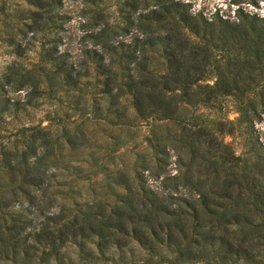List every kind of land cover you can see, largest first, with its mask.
I'll return each instance as SVG.
<instances>
[{
  "label": "trees",
  "instance_id": "trees-1",
  "mask_svg": "<svg viewBox=\"0 0 264 264\" xmlns=\"http://www.w3.org/2000/svg\"><path fill=\"white\" fill-rule=\"evenodd\" d=\"M63 1L0 0L15 55L0 72V264H264V162L204 112L230 99L237 122L264 114V16L247 10L264 0H230L233 16L120 0L113 24L96 8L79 54L61 49ZM46 101V126L10 128ZM102 123L110 145L92 141ZM93 180L76 200L73 184Z\"/></svg>",
  "mask_w": 264,
  "mask_h": 264
},
{
  "label": "rangeland",
  "instance_id": "rangeland-1",
  "mask_svg": "<svg viewBox=\"0 0 264 264\" xmlns=\"http://www.w3.org/2000/svg\"><path fill=\"white\" fill-rule=\"evenodd\" d=\"M13 4H21L23 0H9ZM99 1V0H97ZM120 0H102L100 3L93 5L86 3L85 0H64L61 8V14L64 19L63 22L58 25L60 27L57 29V35L62 40V48H68L73 52V54H79L84 48H90L92 42L89 38H86L88 34L94 33L99 25L94 24L93 16L94 11L101 8L104 9V21H109L113 24L117 21V10L119 7ZM192 3V10L194 12H200L206 16H210L216 12L223 16H233L236 6L230 4V0H190ZM247 7V6H245ZM97 8V9H96ZM247 10L251 13H257L259 16H264V1L259 2V8L247 7ZM39 41L41 39L39 38ZM39 42H35V45L31 47V52H29L26 57V62L36 61L35 49L37 48ZM13 60H15V55L10 48L0 43V72ZM92 88H88L87 92H93ZM24 94H21L23 96ZM63 103L60 105L61 114L69 112V99L66 96L62 97ZM54 105L50 102L42 103L37 109L29 111L28 115L21 116L17 121L10 123V128H17V126H35L36 124L42 122V126H46L45 116L47 112L52 110ZM209 119L223 121L229 124L226 126V130L232 128L231 135H225L224 141L233 149L236 155H251L261 156L262 162H264V114L258 119H253L250 124H243L242 122H237L236 120L240 117L239 113L236 112L235 105L232 100L228 99L222 102V110H206L204 111ZM253 118V117H252ZM9 126V125H8ZM96 130L92 133V141H100L103 146L110 145L108 140V134L112 132L106 124L102 123L101 126H97ZM99 129H103L99 131ZM145 130H141L136 136L133 142L129 143V139H123L124 145L120 151L121 158L117 159V163H120V159L125 160L129 154L126 152L128 147L138 144L139 148L144 146L143 141L145 140ZM110 148V147H109ZM99 156H108V152L104 151L100 153ZM111 156V154L109 155ZM106 160V159H103ZM175 158H171L170 164L166 165V172L171 175L176 174ZM73 189L77 190L75 194L73 191L72 195L76 200H82L88 198L90 193L97 189L98 185L95 184V180L92 183L77 182L73 184ZM81 197V198H80ZM64 204V201L59 200ZM58 202V204H61ZM68 203V201L66 202Z\"/></svg>",
  "mask_w": 264,
  "mask_h": 264
}]
</instances>
